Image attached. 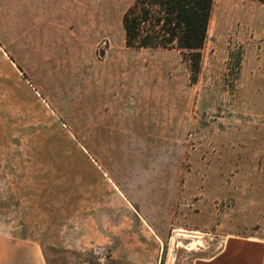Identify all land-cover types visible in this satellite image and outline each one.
<instances>
[{
    "label": "rangeland",
    "instance_id": "1",
    "mask_svg": "<svg viewBox=\"0 0 264 264\" xmlns=\"http://www.w3.org/2000/svg\"><path fill=\"white\" fill-rule=\"evenodd\" d=\"M131 2L0 0V233L53 235L115 185L162 243L130 220L81 264H193L264 239V4L213 0L191 82L177 49L125 46Z\"/></svg>",
    "mask_w": 264,
    "mask_h": 264
},
{
    "label": "crops",
    "instance_id": "2",
    "mask_svg": "<svg viewBox=\"0 0 264 264\" xmlns=\"http://www.w3.org/2000/svg\"><path fill=\"white\" fill-rule=\"evenodd\" d=\"M98 189L90 191L97 202V208L73 209L71 216L67 219L63 217L64 221L60 216L58 228L53 235L49 220H42L39 230L25 237L1 232L0 264H50L47 257L51 250H58V257L68 258L65 264H73L71 257L76 259L75 264H81L80 252L103 249L108 242L106 236L112 234L118 238L126 237L130 220L135 226L147 228L154 237L152 239L162 243L160 223L150 220L141 207L135 209L123 191L115 185L103 189V192ZM103 197L114 200L115 204L108 203ZM105 218L111 220L108 229L101 220ZM65 223L72 226L65 228ZM72 252L75 256L68 255ZM193 264H264V239L229 240L220 252L198 259Z\"/></svg>",
    "mask_w": 264,
    "mask_h": 264
},
{
    "label": "trees",
    "instance_id": "3",
    "mask_svg": "<svg viewBox=\"0 0 264 264\" xmlns=\"http://www.w3.org/2000/svg\"><path fill=\"white\" fill-rule=\"evenodd\" d=\"M264 4V0H253ZM213 0H132L121 17L124 43L134 49H177L194 82Z\"/></svg>",
    "mask_w": 264,
    "mask_h": 264
},
{
    "label": "bare ground",
    "instance_id": "4",
    "mask_svg": "<svg viewBox=\"0 0 264 264\" xmlns=\"http://www.w3.org/2000/svg\"><path fill=\"white\" fill-rule=\"evenodd\" d=\"M194 242V241H193ZM192 246V245H191Z\"/></svg>",
    "mask_w": 264,
    "mask_h": 264
}]
</instances>
